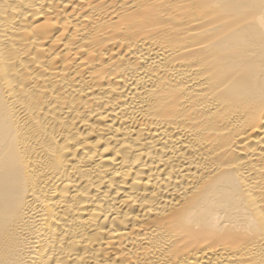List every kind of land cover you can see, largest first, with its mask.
Masks as SVG:
<instances>
[{
    "label": "bare ground",
    "instance_id": "obj_1",
    "mask_svg": "<svg viewBox=\"0 0 264 264\" xmlns=\"http://www.w3.org/2000/svg\"><path fill=\"white\" fill-rule=\"evenodd\" d=\"M0 264H264V0H0Z\"/></svg>",
    "mask_w": 264,
    "mask_h": 264
}]
</instances>
